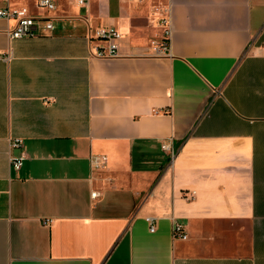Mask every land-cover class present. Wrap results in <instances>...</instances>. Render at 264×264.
<instances>
[{"label": "crops", "instance_id": "obj_1", "mask_svg": "<svg viewBox=\"0 0 264 264\" xmlns=\"http://www.w3.org/2000/svg\"><path fill=\"white\" fill-rule=\"evenodd\" d=\"M78 1L0 0V264H264V0Z\"/></svg>", "mask_w": 264, "mask_h": 264}, {"label": "built area", "instance_id": "obj_2", "mask_svg": "<svg viewBox=\"0 0 264 264\" xmlns=\"http://www.w3.org/2000/svg\"><path fill=\"white\" fill-rule=\"evenodd\" d=\"M36 5L44 10L53 11L55 9V5L53 0H35ZM129 2L138 1V0H127ZM78 3L80 5H84V0H79ZM13 20L14 26L7 33L10 38L18 39L27 36H33L36 31L35 19L27 14L25 9H10L9 7H1L0 8V20ZM162 26H165V35L164 40L161 43L152 44L153 55L163 56L168 53V37H169V29L167 27L166 20H163L161 23ZM45 29H51L52 26L50 22H46L44 25ZM96 39L103 40L107 43L106 48L97 49L95 52V56L98 58H113L117 56V40L119 38V34L117 30L113 28H101L95 32ZM19 142H14L13 145L17 146ZM165 150H170L169 146H163ZM91 162L95 168H98L105 164L104 156H95L92 157ZM11 165L13 169L18 170L21 166V159H12ZM97 196L96 192L91 193V198H95ZM190 197H193V192L190 193ZM146 221L149 225V231L153 232L155 230V222L153 218H146ZM173 236L179 239H185L186 234L183 228L180 225L175 224L172 229Z\"/></svg>", "mask_w": 264, "mask_h": 264}]
</instances>
